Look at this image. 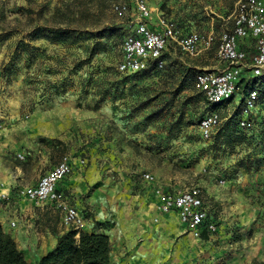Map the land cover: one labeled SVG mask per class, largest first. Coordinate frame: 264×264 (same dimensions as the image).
<instances>
[{
  "label": "rangeland",
  "instance_id": "obj_1",
  "mask_svg": "<svg viewBox=\"0 0 264 264\" xmlns=\"http://www.w3.org/2000/svg\"><path fill=\"white\" fill-rule=\"evenodd\" d=\"M147 2L186 33L207 30L208 14L225 13L234 0ZM123 3L124 12L114 10ZM15 7H23L24 16L7 22ZM65 7L69 15L83 9L81 22L72 24L84 29L76 41L32 36L34 25L47 24L46 13ZM1 11L7 20L0 18V192L11 205L18 207V197L27 207L26 244H34L36 232L58 236L71 229L57 206L20 195L68 155L82 190H61L81 211L80 230L108 236L110 264L264 261V198L257 199L252 185L257 179L264 187V101L257 98L244 111L243 91L212 106L194 83L199 68L217 65L219 20L213 44L201 55L188 56L169 43L161 67L150 62L144 70L121 72V42L134 13L130 0H0ZM148 21L156 25L154 16ZM18 39L27 50L8 61ZM211 110L220 122L202 137L198 118ZM247 118L250 127H241ZM189 187L199 189L211 224L206 238L182 228L176 234L171 217L158 209L162 193Z\"/></svg>",
  "mask_w": 264,
  "mask_h": 264
},
{
  "label": "built area",
  "instance_id": "obj_2",
  "mask_svg": "<svg viewBox=\"0 0 264 264\" xmlns=\"http://www.w3.org/2000/svg\"><path fill=\"white\" fill-rule=\"evenodd\" d=\"M130 2L134 13L132 19L126 22L127 31L121 42L122 57L117 63L119 71L137 72L146 69L150 62L154 67H161L164 62L162 52L169 43L188 56L201 55L213 44L217 20L221 23L214 51L217 65L201 67L194 76L195 86L206 102L210 105L225 103L243 93L239 85L245 70L251 75H259L264 71V0H234L225 13L211 11L208 14L210 24L207 30L186 33L166 19L157 5L150 6L147 0ZM113 8L122 13L126 4H116ZM151 16H154L155 26L148 21ZM257 98L255 88L247 89L243 96L244 111L253 109ZM219 122L220 116L215 110L204 113L198 120L200 135L209 137ZM239 124L249 128L251 123L247 118L241 119ZM71 171V158L64 155L35 183L22 188L20 195L35 204L57 206L61 211V222L78 233L84 224L81 211L66 199L58 187V183ZM143 177L147 181L153 180L149 172L143 173ZM7 197L6 192H0V201ZM158 209L163 213H176L179 221L194 236H199L203 229L211 228L196 187L162 193L158 199ZM9 225L14 226L15 220H10Z\"/></svg>",
  "mask_w": 264,
  "mask_h": 264
},
{
  "label": "trees",
  "instance_id": "obj_3",
  "mask_svg": "<svg viewBox=\"0 0 264 264\" xmlns=\"http://www.w3.org/2000/svg\"><path fill=\"white\" fill-rule=\"evenodd\" d=\"M12 10L13 11H10L12 17L9 20L5 19V15L2 11L0 12V18L5 21L7 20V22L14 21L19 23V18L20 16H24L25 9L23 7H15ZM69 14L70 12L67 7L60 11L56 8L51 9L46 13L47 24L43 26L38 24L34 25L31 32L32 36L36 37L38 34L43 33L46 36H49L52 40L76 41L79 38L80 33L84 32L82 31L84 29L81 30L80 25L72 27V24L75 22H81L83 19V9L75 11L73 15ZM82 26L87 25L84 24ZM15 32L18 33V30H8L6 35H11ZM26 50L27 47L23 40L18 39L14 44L13 50L7 54V60L15 61L21 54L25 53ZM126 80V76L121 78L122 85L126 84ZM239 86L242 91H246L249 88H255L258 93V99L264 101V71L259 75H245L241 78ZM257 158L258 157L255 159ZM252 185L255 186L254 191L257 192V199L261 200V197L264 198V187L260 186L257 179L252 182ZM76 233V229H69L58 235L55 244L46 253L40 256L38 261L34 264H110L109 254L111 243L106 234L79 230L78 236L76 237ZM200 235L201 237L206 238L207 230L203 229ZM0 264H31L27 261L24 253L18 249L10 234L4 231L1 225ZM260 264H264V261H260Z\"/></svg>",
  "mask_w": 264,
  "mask_h": 264
},
{
  "label": "crops",
  "instance_id": "obj_4",
  "mask_svg": "<svg viewBox=\"0 0 264 264\" xmlns=\"http://www.w3.org/2000/svg\"><path fill=\"white\" fill-rule=\"evenodd\" d=\"M56 129L57 127H52V134H56ZM52 166H50V168ZM71 173L68 174L63 180H61L58 183V186L60 189L62 188L69 190L70 192L77 193L79 190L82 189H78L79 187L75 184V176ZM15 199H17L16 201L18 202V207L16 205H11L9 199L8 201L3 200L2 202H0V225L2 226L4 231L10 234V236L15 241L18 249L24 253L26 259L29 260L32 264H34L38 261L40 256L46 253L55 244L57 236L52 234L50 230H47L46 234L36 232L35 234H32L33 238H35L34 244H26L25 239L27 238V235H29V233L26 232L27 228L23 226V221L27 220L28 209L25 205L20 203V201L22 200L21 198H13V200ZM166 214L171 217V223L176 226V234H178L177 232H180V228L187 230L185 225H183L179 221V218L176 213L167 212ZM12 219L15 220L14 226L9 225V221ZM62 232L63 230L60 229L57 235H60ZM47 240H50L51 243L48 244Z\"/></svg>",
  "mask_w": 264,
  "mask_h": 264
}]
</instances>
